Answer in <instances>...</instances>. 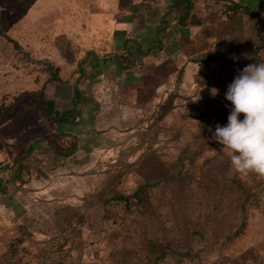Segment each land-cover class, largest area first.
<instances>
[{
	"label": "rangeland",
	"instance_id": "obj_1",
	"mask_svg": "<svg viewBox=\"0 0 264 264\" xmlns=\"http://www.w3.org/2000/svg\"><path fill=\"white\" fill-rule=\"evenodd\" d=\"M0 3L14 11L15 22H0V108L27 93L13 114L0 119V180L6 183L0 187V264H235L237 260L264 264V177L236 173L222 146L211 140L216 125L228 123L232 107L225 99L228 85L248 64L263 62L264 24L238 26L230 36L255 52V59L240 60L236 67L231 64L236 59L212 62L209 74L199 70L198 76L183 74L184 66L176 77L178 84L161 86L159 94L148 92L144 76L137 89L128 88L129 77L119 74L117 81L107 73L100 82L95 80L99 77L91 68L95 64L85 63L92 50L86 51L98 46L103 32L88 21L85 35L69 17L66 33H60L59 25L69 12L56 18L55 9L67 5L70 10L68 0ZM92 4L102 5L106 12L112 6L111 0ZM223 5L227 15L236 10ZM105 22L109 25L112 19ZM106 30L111 38L114 29ZM91 32L96 34L92 37ZM113 43L110 40L103 48ZM208 59L207 54L196 58ZM79 61L88 68V73L86 68L82 71L90 82L86 94L105 98L111 93L113 103L130 97L140 118L102 125L97 138L104 145L96 147V154L84 155L90 164L84 171L75 170L63 157L57 165L48 163L51 156L31 165L39 138L61 148L55 118L44 110L47 100L60 113L78 103L80 78H72L74 71H81ZM46 62L56 68L52 73ZM113 85L120 91L111 92ZM212 88L218 90L214 97ZM172 96L174 107L166 113L160 106ZM14 162L32 168L22 176L27 184L15 178ZM60 167L66 170L60 172ZM115 196L127 200H112ZM45 198L52 202L42 204ZM243 220L248 226L237 236Z\"/></svg>",
	"mask_w": 264,
	"mask_h": 264
},
{
	"label": "crops",
	"instance_id": "obj_2",
	"mask_svg": "<svg viewBox=\"0 0 264 264\" xmlns=\"http://www.w3.org/2000/svg\"><path fill=\"white\" fill-rule=\"evenodd\" d=\"M92 1L68 0L72 4L70 10L66 9L67 5H63L59 9L56 8V18L61 12H69L62 18L59 32L66 33L65 29L69 27L70 23L68 22L71 21L69 17H73L76 23L74 25L79 24L78 26L83 29L86 35L84 30L85 23L92 21L93 27H100V31L102 30L103 32L100 34L103 37H105L104 35L108 37L107 40L101 37L102 39L97 41L98 46H90L88 50L86 48V52L92 50L85 63L95 64V66H91L94 75L99 76L95 80L100 82L104 79V74L107 73L110 78L111 75H114L117 81V74H119L129 77L131 85L128 88L137 89V86L141 84L142 76H144L148 84V92L157 91L159 93L161 86L168 87V84L171 86L173 83L177 85L176 77L181 74L184 66H186V69L183 74H187V76L191 74L193 76V74L201 73L199 70L202 73L209 74L210 68L213 67L212 62L224 63L223 61L226 59V61L232 60L231 57L233 55L237 57L236 62H229L235 64V66L233 65L234 67L239 65L240 60H244V63L248 62L255 52H249L247 47L245 48L238 40H231L230 36L238 26L250 25L258 27L264 24V0H122L121 3H119V0H111L112 6L108 9L105 8L108 10L107 12L104 11L102 5H93ZM223 4L227 5L228 8L236 7L235 12L229 11L232 12L230 14L232 18L223 13V11L228 10L223 7ZM189 5H192L191 16L184 23V12L188 10L186 6ZM71 12L73 16H69ZM10 19L14 22V11L0 3V22L5 23ZM106 19H112V23L107 25ZM97 20H100V22L98 23ZM195 20L196 22H194ZM198 22L201 23L199 28H197ZM109 27L114 29L111 38L106 30ZM196 29L205 32L200 34ZM91 33H94L90 34L92 37L96 34V32ZM85 38L87 39V37ZM110 40L114 41L113 46L108 47L109 45H106L103 48V45ZM93 42L96 43V41ZM99 45L102 46L99 47ZM73 50V53L76 54V51H78V54H81L79 50L75 48ZM205 54L208 56L212 55L218 59L213 60L209 64H196L193 62L194 58ZM123 57H126V59H123ZM221 57L224 59H221ZM97 58H99V61ZM78 63L80 64L78 68L81 71L80 73L74 71L72 79L73 81L75 78L76 80L78 78L83 79V81H79V79L76 82L81 98L73 108H70V106V109L65 111H71L73 118L55 125L59 135L57 145L61 148L56 149L52 146V141L50 143L48 142L49 140L46 141L44 138H39V144L36 145L34 143L35 153L30 157L32 161L29 162L31 165L35 160L39 163L40 160L43 161L47 156L52 158L50 161L48 159L49 164L61 163L62 160H59V158L63 157L68 159L69 163H72L75 170L84 171L90 165L86 162L85 157L96 154L98 150L96 147L104 145L99 140L100 138H97V133L101 130L102 125L114 124L117 119L125 122L128 118L133 120L134 117H139V114H136L140 112L138 107H135V103L131 104L130 97L127 98L126 95L127 103L125 100H120L121 103H113L110 100L111 93H108L105 98L102 95H98V93L93 96L86 94L85 90L88 91L86 84L90 83L85 75L86 72L88 73V68L82 61ZM196 65H200V67ZM84 68L86 70H84L85 73L83 74ZM96 70H98L97 73H95ZM83 75L85 77L81 78ZM195 76L198 75L196 74ZM122 80L125 81L127 79L122 78ZM116 88H118V85H113L112 89L115 90ZM113 90L110 91L116 92V90ZM118 90L120 91V88ZM164 92L167 93L166 90ZM114 95L115 93H113ZM124 97L122 96V98ZM113 130L114 128L110 131ZM116 146L118 147V145ZM51 152H53V155ZM71 154L73 156L66 157ZM84 155L86 156L84 157ZM71 160L76 162L73 164ZM14 166L16 168L18 164L15 163ZM58 169L60 172L66 170L64 167ZM16 174L17 172H15V178ZM95 174H99V172ZM93 177L96 181H99L98 176L94 175ZM23 182L27 184L25 180ZM5 184H3V188L6 187ZM29 197L32 198L34 195ZM49 202H52V200L45 198L42 204H50Z\"/></svg>",
	"mask_w": 264,
	"mask_h": 264
},
{
	"label": "clouds",
	"instance_id": "obj_3",
	"mask_svg": "<svg viewBox=\"0 0 264 264\" xmlns=\"http://www.w3.org/2000/svg\"><path fill=\"white\" fill-rule=\"evenodd\" d=\"M231 58L237 59L235 55ZM217 93L216 88L211 89L213 97ZM225 99L232 105L228 123L217 124L211 140L222 146L236 173L264 177V62L239 71L228 85Z\"/></svg>",
	"mask_w": 264,
	"mask_h": 264
},
{
	"label": "trees",
	"instance_id": "obj_4",
	"mask_svg": "<svg viewBox=\"0 0 264 264\" xmlns=\"http://www.w3.org/2000/svg\"><path fill=\"white\" fill-rule=\"evenodd\" d=\"M186 7H187L188 10L184 12V23H186L190 19L191 12H192V10H191L192 5H189V6H186ZM226 15H227V13H226ZM227 16H230L229 18H232L231 15H227ZM194 22H196V20ZM198 25H201V23H199ZM15 48H18L21 53L23 52V50H22L23 48L21 46H19V44L16 43V42H15ZM200 57L201 56H199L197 58H200ZM208 57H209V59L206 60V61H203V62H202V60H198L197 61L196 58H194L193 59V62L196 63V64L198 62H201V63H204V64H209L213 60H217L218 59V58H216V57H214L212 55L211 56H208ZM252 59H255V58L253 57ZM262 61L264 62V58H263ZM231 64H232V66L235 65L233 63H231ZM45 66H46V69L49 70L50 73H52L51 70L56 69L54 67V65L51 64V62L50 63L49 62H46L45 63ZM57 69H59V68H57ZM58 79L60 80V82H59L60 84L61 83H64V81H62L61 78H58ZM25 95H27V93H24V95H21L20 97L16 98L15 101L12 104H10L8 106L1 107L0 108V119L3 118V117H5V116H7V115L13 114L16 111V109L18 108L19 103H20L22 97L25 96ZM42 97H44V94L42 95ZM174 98L175 97L172 96L166 102V104L164 106H162V108H165L166 107V110H165L166 113H167V109H168V112H170L173 109V107H174L173 106ZM224 112H226V111L224 110ZM44 113L47 114V116H49V117H54L55 118L54 121L56 120L55 123H57V124H60V123H62L65 120H68L70 118H73L72 115H71L72 114L71 111L70 112L67 111V112H63V113H60L59 111H57L56 108H55V103L53 101H50V100H47L46 101V110H44ZM31 148H32V145H31ZM17 169H18V171H17V174H16V178L18 180H20V181L22 180V182H23L24 180H23V177L22 176L24 174L25 169H28V171L31 172V168L28 166V164L21 163V164H18ZM238 184H239V182H238ZM2 185H3V181L0 180V187ZM156 185H157V183H156ZM112 200H115V201H126L127 198L126 197H122V196H115V197L112 198ZM247 226H248L247 221L246 220H243V222L241 223V228L237 232V236L243 235L245 233V230H246ZM153 250H155V248ZM234 263L235 264H241V262L239 260L234 261Z\"/></svg>",
	"mask_w": 264,
	"mask_h": 264
}]
</instances>
